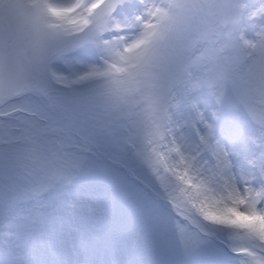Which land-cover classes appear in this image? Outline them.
Here are the masks:
<instances>
[{
  "label": "snow or ice",
  "instance_id": "snow-or-ice-1",
  "mask_svg": "<svg viewBox=\"0 0 264 264\" xmlns=\"http://www.w3.org/2000/svg\"><path fill=\"white\" fill-rule=\"evenodd\" d=\"M0 264H264V0H0Z\"/></svg>",
  "mask_w": 264,
  "mask_h": 264
}]
</instances>
